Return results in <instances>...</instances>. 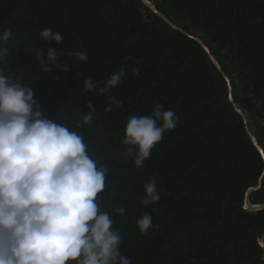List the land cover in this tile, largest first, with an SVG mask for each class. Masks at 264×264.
Masks as SVG:
<instances>
[{
    "label": "trees",
    "instance_id": "obj_1",
    "mask_svg": "<svg viewBox=\"0 0 264 264\" xmlns=\"http://www.w3.org/2000/svg\"><path fill=\"white\" fill-rule=\"evenodd\" d=\"M149 1L176 29L141 0H0V33L12 31L0 41L8 49L0 69L32 90L46 118L81 135L107 169L98 199L130 264H264V208H244L258 180L248 202L264 204L263 158L247 134L264 153V0ZM44 28L60 33L62 43L41 40ZM196 39L227 77L245 122ZM48 48L58 55L44 72L33 49ZM77 51L87 60H77ZM121 70L116 86L99 93ZM87 78L92 91L84 89ZM157 104L175 113L176 126L136 167L125 155L123 129ZM89 113L91 124H83ZM153 177L160 199L142 205ZM145 213L152 226L142 234L136 221Z\"/></svg>",
    "mask_w": 264,
    "mask_h": 264
},
{
    "label": "clouds",
    "instance_id": "obj_2",
    "mask_svg": "<svg viewBox=\"0 0 264 264\" xmlns=\"http://www.w3.org/2000/svg\"><path fill=\"white\" fill-rule=\"evenodd\" d=\"M11 35L10 29H4L0 41L6 42ZM39 36L57 44L63 41L50 28ZM33 51L42 70L50 71L47 62L56 61L57 52L52 48ZM7 52L0 48V57ZM72 55L87 60L83 51ZM56 67L68 71L67 66ZM123 74V70L112 74L99 93L116 86ZM83 86L88 91L95 88L91 78ZM115 103L119 107L121 102ZM87 107L94 111L90 102ZM176 121L175 113L161 104L151 116H130L123 129L125 155L142 167ZM91 122L90 113L83 116V124ZM87 147L77 132L43 115L30 88L0 69V264H130L119 251L122 236L113 229L110 215L101 211L98 199L106 187L107 169L97 165ZM159 199L153 177L144 184L140 203L149 205ZM125 211L115 209L121 216ZM151 226L148 213L136 221L142 234Z\"/></svg>",
    "mask_w": 264,
    "mask_h": 264
},
{
    "label": "water",
    "instance_id": "obj_3",
    "mask_svg": "<svg viewBox=\"0 0 264 264\" xmlns=\"http://www.w3.org/2000/svg\"><path fill=\"white\" fill-rule=\"evenodd\" d=\"M141 2L145 6H147L154 14H156L161 20H163L166 24H168L171 28H175L176 29L175 25H173L168 20V18L155 7V5L152 2H150L149 0H141ZM196 41L204 49V51L206 52V54L210 58L211 62L214 64V66L217 68V70L219 71V73L221 74V76L223 77V79L225 80V82L227 84V87H228V97H229V100H230L231 104L233 105V107L235 108V110L241 115V117L243 118V120L245 122L246 121L245 115L242 113V111L239 108L236 107V105L232 101L231 92H230V83H229L227 77L225 76V74L221 70V68L218 65V63L216 62V60L210 54V51L208 50V48L199 39H196ZM247 134H248V136H249L252 144L256 148V150H258V152L261 154V156L263 158V163H264V153H263L261 147L258 145L255 137L250 133V131L247 130ZM259 185H260V180H258L257 184L254 187H252V188H250V189L247 190V193H246V196H245L244 208H246L248 210H259V209H263L264 208V204L252 205V204H250L248 202V193L250 191L256 190L259 187ZM259 244L264 249V235L259 239Z\"/></svg>",
    "mask_w": 264,
    "mask_h": 264
}]
</instances>
